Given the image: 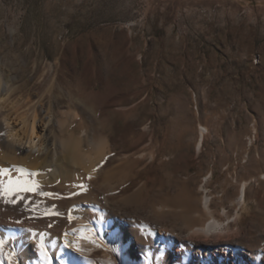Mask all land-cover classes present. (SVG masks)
<instances>
[{
    "label": "rangeland",
    "instance_id": "1",
    "mask_svg": "<svg viewBox=\"0 0 264 264\" xmlns=\"http://www.w3.org/2000/svg\"><path fill=\"white\" fill-rule=\"evenodd\" d=\"M0 81V126L51 119V158L60 122L105 143L86 182H39L31 263L222 262L218 239L244 252L237 264H264V0H0ZM124 164L125 180H105ZM245 181L240 233L188 236L203 197L233 214Z\"/></svg>",
    "mask_w": 264,
    "mask_h": 264
},
{
    "label": "bare ground",
    "instance_id": "2",
    "mask_svg": "<svg viewBox=\"0 0 264 264\" xmlns=\"http://www.w3.org/2000/svg\"><path fill=\"white\" fill-rule=\"evenodd\" d=\"M4 91V85L0 81V93L3 94ZM4 101V97L0 96V113L7 110V107L3 105ZM11 116H3L0 126V143H4V146L7 149L6 153H0V165H3V169L0 167V198H6V200L9 202V204L6 205L7 207L4 206L6 207L5 209L7 211V215L4 214L6 216L0 217V264H12V261L14 259H18L20 246H23L25 248V250H23L25 251L24 255L23 253L21 254L23 259L20 257L21 260H24L26 264H33L31 263L30 258L32 256L30 255L29 249L33 244V241L30 232L27 229V225L30 226L29 223L33 222V220L35 219V214L33 215V203L31 204L30 201L33 197H37V195L40 194V192L38 191L39 189H37V187H40L39 182L42 181L46 183V181H62V183H65L72 180H75V182H86L89 177L95 175L94 168L97 166L98 161L101 160V158H103L105 154V143L101 136H97L91 139L89 137L87 138L85 134L80 135V128H72L71 121L60 122L59 134H56L57 136H55L56 138L54 141V156L53 158H51L52 156H50L49 150L51 147L49 148L48 146V133L49 131H51L49 130V128L51 127L52 120L49 119L47 122H45L42 120L38 121L36 120L37 118H34L32 122H28V120H26V118L24 117H22V119L19 121L18 119L11 118ZM204 134L205 131L201 129L202 138H204ZM201 143L202 139L200 141L199 149ZM84 146L87 147L88 150H85ZM19 154H22L23 156L26 155V157L18 158ZM43 156H45L44 161L38 162L40 159H42ZM50 158L53 159L52 164L55 163L54 165L50 164ZM128 167L129 166H126L125 164L116 166L109 173H107V175L105 176V180L110 181L114 179L115 181L117 179L119 180V182L125 180V177L128 175ZM47 168H50L51 172L45 173V170ZM248 186L249 182L245 181L244 183H242L238 197L233 202V205L236 206V211L233 214H230L225 208H223L222 211H219L220 214L218 216L217 212L212 209V198H209L208 195L203 197L202 211L207 219L203 225L201 224L191 228L188 236L190 237L202 235L204 237H218L228 235V233H240V224L243 219V214L240 211L243 206L247 207ZM15 202H19V206H17L18 203L17 205H15ZM0 207L3 206L0 205ZM40 207H42V205ZM78 211L79 210L77 209V212ZM58 213L60 214V212ZM40 214H43V212ZM219 217H224L225 221L219 219ZM69 220L71 225H75V223L76 225H78L81 223V219L79 218V216L77 218L71 216ZM20 225L21 227H23L22 225L26 226L22 229H18L17 227H20ZM113 231V225H110L105 229V233L107 234H112ZM84 236L80 235L78 236V238H76L89 247H93L94 245L101 246L102 242L100 240H95L93 235V237L91 236L93 239H89L90 236ZM113 238L116 239V235L113 234ZM261 238L264 239L263 233L261 235ZM53 239H55L54 241H56V238L53 237ZM222 242L224 241H220L217 239L216 241H210L207 245V248H209L208 250L215 249V252H220L224 255V257L222 258V262L217 260L215 262H209L208 260H206V262L195 261L193 264H237L236 261L241 257L242 254H244V252L238 247L229 244H221ZM116 244L117 243H115V245ZM57 245L58 247L56 248L59 249V245L61 244L58 243ZM102 246L106 247L104 245ZM102 246L101 248H103ZM71 250L76 251L80 255L89 256L88 251H84L77 246L73 245L71 247ZM38 253L39 252H37V254ZM197 254L200 255L199 252ZM38 255L37 258L40 262L41 257H38ZM183 255L184 253H182V257H184ZM77 258L78 257H76V259ZM68 259H66V261ZM61 261L62 260L59 259V262ZM64 261L65 260L63 259V262Z\"/></svg>",
    "mask_w": 264,
    "mask_h": 264
}]
</instances>
